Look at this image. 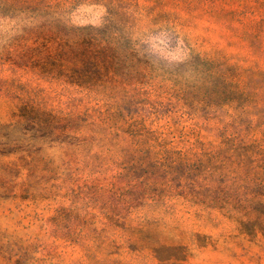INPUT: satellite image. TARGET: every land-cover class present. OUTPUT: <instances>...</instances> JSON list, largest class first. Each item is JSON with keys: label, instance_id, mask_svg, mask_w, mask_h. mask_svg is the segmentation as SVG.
<instances>
[{"label": "rangeland", "instance_id": "374dc122", "mask_svg": "<svg viewBox=\"0 0 264 264\" xmlns=\"http://www.w3.org/2000/svg\"><path fill=\"white\" fill-rule=\"evenodd\" d=\"M0 264H264V0H0Z\"/></svg>", "mask_w": 264, "mask_h": 264}]
</instances>
